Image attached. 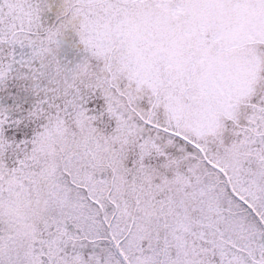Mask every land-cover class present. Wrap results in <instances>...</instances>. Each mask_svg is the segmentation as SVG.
Returning <instances> with one entry per match:
<instances>
[{"label":"snow or ice","instance_id":"snow-or-ice-1","mask_svg":"<svg viewBox=\"0 0 264 264\" xmlns=\"http://www.w3.org/2000/svg\"><path fill=\"white\" fill-rule=\"evenodd\" d=\"M0 264H264V0H0Z\"/></svg>","mask_w":264,"mask_h":264}]
</instances>
